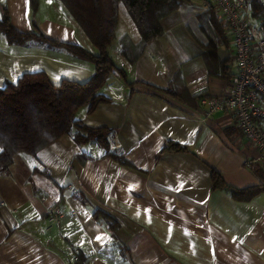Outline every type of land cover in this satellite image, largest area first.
Listing matches in <instances>:
<instances>
[{"label": "crops", "instance_id": "obj_1", "mask_svg": "<svg viewBox=\"0 0 264 264\" xmlns=\"http://www.w3.org/2000/svg\"><path fill=\"white\" fill-rule=\"evenodd\" d=\"M36 1L34 9L32 0H0V20L7 13L23 33L37 27L97 53L60 0ZM180 1L134 63L125 40L137 46L141 35L120 5L108 53L126 80L110 74L98 91L108 102L74 116L106 131L107 146L78 143L74 127L36 157L16 155L0 176V264H264V159L233 118L206 117L200 106L228 94L233 36L213 0ZM212 33L222 34L215 50ZM35 73L54 86L85 84L95 67L65 49L14 45L0 34V89ZM213 173L227 188L215 187ZM255 187L262 191L250 200L233 196Z\"/></svg>", "mask_w": 264, "mask_h": 264}, {"label": "trees", "instance_id": "obj_2", "mask_svg": "<svg viewBox=\"0 0 264 264\" xmlns=\"http://www.w3.org/2000/svg\"><path fill=\"white\" fill-rule=\"evenodd\" d=\"M73 20L85 32L96 48L93 54L84 47L74 44L58 43L52 40L37 27L33 33H23L16 29L5 13L0 20V34L4 35L10 44L27 45L37 42L52 48L67 50L72 56L90 62L95 67V75L85 84L64 81L54 86L44 73L26 74L16 84L7 83L0 89V176L9 174L13 159L18 154H28L36 157L65 134L77 127L78 143L97 141L104 146L108 144V133L102 129H89L75 121V113L79 108L88 106L89 112L108 99L99 96L110 74H116L126 80V73L115 65L108 53V47L115 37L119 20V7L123 5L134 21L141 35V42L134 46L127 42L123 53L130 63H134L142 55L150 42L163 34L160 21L180 8V0H60ZM36 8V0H32ZM254 16L264 17L262 0H252ZM209 20L214 30L219 29L214 14L210 11ZM206 31V29H205ZM208 33V31H206ZM212 32V31H211ZM210 47L215 50L220 44L219 37L208 34ZM172 148H179L170 145ZM121 164L127 165L121 158H116ZM216 188H227L221 178L213 173ZM262 191V188H250L243 191H233V196L239 201L250 200ZM112 228V227H111Z\"/></svg>", "mask_w": 264, "mask_h": 264}, {"label": "built area", "instance_id": "obj_3", "mask_svg": "<svg viewBox=\"0 0 264 264\" xmlns=\"http://www.w3.org/2000/svg\"><path fill=\"white\" fill-rule=\"evenodd\" d=\"M213 1L233 36L236 66L228 94L204 99L200 106L206 117L221 112L233 118L242 137L264 159V17L254 16L252 0ZM49 223L59 219L52 217Z\"/></svg>", "mask_w": 264, "mask_h": 264}, {"label": "snow or ice", "instance_id": "obj_4", "mask_svg": "<svg viewBox=\"0 0 264 264\" xmlns=\"http://www.w3.org/2000/svg\"><path fill=\"white\" fill-rule=\"evenodd\" d=\"M65 38H67V37H65Z\"/></svg>", "mask_w": 264, "mask_h": 264}]
</instances>
